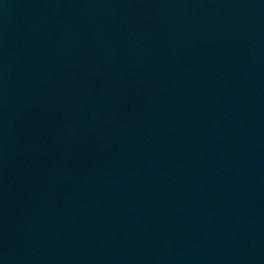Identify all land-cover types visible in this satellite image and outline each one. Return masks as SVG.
I'll return each instance as SVG.
<instances>
[{"label": "water", "instance_id": "1", "mask_svg": "<svg viewBox=\"0 0 264 264\" xmlns=\"http://www.w3.org/2000/svg\"><path fill=\"white\" fill-rule=\"evenodd\" d=\"M0 264H264V0H0Z\"/></svg>", "mask_w": 264, "mask_h": 264}]
</instances>
